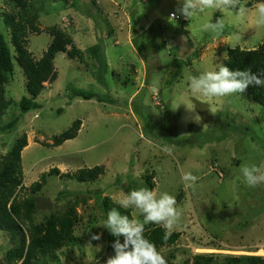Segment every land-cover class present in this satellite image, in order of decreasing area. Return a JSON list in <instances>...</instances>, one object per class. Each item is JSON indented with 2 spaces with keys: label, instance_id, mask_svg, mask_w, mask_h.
Wrapping results in <instances>:
<instances>
[{
  "label": "rangeland",
  "instance_id": "374dc122",
  "mask_svg": "<svg viewBox=\"0 0 264 264\" xmlns=\"http://www.w3.org/2000/svg\"><path fill=\"white\" fill-rule=\"evenodd\" d=\"M182 3L40 2L42 32L28 38L33 57H43L52 40V27L61 28L73 40L69 50L76 48L80 57L57 55V80L45 83L36 100L40 108L26 114L18 106L27 96L26 77L15 60L5 85L12 105L2 124L18 123L0 132V158L25 135L22 165L26 188L54 168L62 174L103 165L105 173L95 182L85 183L49 176L38 193H20V198L35 201L27 229L72 209L78 215L75 234L82 244L41 255L38 264H107L113 254L108 248L110 233L101 227L108 212L104 199L124 209L117 202L141 188L158 195L167 192L176 199L180 218L172 232L181 236L176 244L158 249L168 264H190L200 254L213 255L218 262L229 256L264 257V184L249 187L240 173L241 165L264 164V108L239 93L209 100L189 91V78L216 70L227 59L224 53L228 49L250 50L263 44L264 27L255 26L251 13L238 18L214 9H206L191 21L179 13L178 19L170 20ZM241 5L246 7V2ZM17 11L12 1L0 0V32L14 55L3 15H16ZM222 16V33L202 30L204 23H216ZM96 44L102 46L108 63L102 79L98 78L97 61L89 53ZM71 85L94 92L103 101L72 98ZM186 107L201 116L200 123L189 120ZM141 109L144 118L137 111ZM76 120L82 122L78 137L52 147L54 137ZM167 136L174 142L165 140ZM185 172L197 177L191 188H185L181 179ZM128 210L132 215L133 210ZM132 218L143 223L139 214ZM101 234V240H91L92 235ZM15 246L11 234L0 231V263H5L7 252Z\"/></svg>",
  "mask_w": 264,
  "mask_h": 264
},
{
  "label": "trees",
  "instance_id": "16d2710c",
  "mask_svg": "<svg viewBox=\"0 0 264 264\" xmlns=\"http://www.w3.org/2000/svg\"><path fill=\"white\" fill-rule=\"evenodd\" d=\"M17 7L16 15H3L4 23L11 32V45L15 55L9 46L4 34L0 32V132L13 129L18 120H14L6 125L2 121L7 114L12 101L6 98L5 85L8 75L14 72L15 60L26 77L27 96L23 97L19 103L22 114L40 108L36 101L45 88V83H53L58 78L55 67V59L58 54L64 53L72 59L80 57V51L76 48L69 50L73 46V40L58 27H52L49 34L52 37L48 49L43 57L36 60L28 49V38L30 34L41 33L39 24L38 7L42 0H10ZM246 2L247 8H252L256 3L264 0H241ZM135 46L140 50V44L135 39ZM142 51V50H141ZM91 56L97 61L99 73L98 78L102 79L108 71L106 54L100 44H96L89 49ZM141 53V52H140ZM143 54V51H142ZM223 64L232 71H247L264 80V43L256 49H242L239 46L228 49V58ZM72 98L83 100L96 99L99 102L103 98L91 91L69 87ZM249 103L257 104L264 108V86L249 85L242 93ZM111 103L116 101L111 100ZM144 108V107H143ZM139 115L145 117L143 109L137 110ZM169 113V110H167ZM81 120H76L64 132L53 139L52 147H59L69 140L78 137L81 130ZM159 137L161 134H157ZM169 142L167 136L164 138ZM181 143L180 141H176ZM184 144V142H182ZM27 147V137L24 135L14 145L12 150L0 158V231L11 234L17 246L10 249L5 257V263L0 264H38L41 255L55 254V252L65 248L82 244V239L76 236L75 227L78 223V215L75 210L68 211L61 217H51L43 224H35L30 228H25L28 221L32 220L35 211V201L30 197L20 198L22 191L29 190V193L36 194L47 183L49 176L59 175L60 178L77 180L78 182H95L105 173L103 165L93 168H82L74 172L60 173L57 168L52 169L47 174H42L40 181L33 183L30 187L24 186V172L22 165V152ZM152 186V185H151ZM64 193H60L62 196ZM102 197V195H101ZM104 199V198H103ZM107 211L115 208L121 215L132 218L131 211L114 207L110 199H104ZM144 236L152 242L157 250L165 246H172L177 243L181 233L172 232L165 240V230L153 224L144 225ZM119 239L121 243L124 237L109 235L108 248L115 255L113 244ZM189 264V263H188ZM190 264H264V257L244 255L229 256L222 262L217 261L213 255L200 254L193 258Z\"/></svg>",
  "mask_w": 264,
  "mask_h": 264
},
{
  "label": "clouds",
  "instance_id": "9594fccd",
  "mask_svg": "<svg viewBox=\"0 0 264 264\" xmlns=\"http://www.w3.org/2000/svg\"><path fill=\"white\" fill-rule=\"evenodd\" d=\"M206 9H214L222 14L232 12L238 18H244L251 13L255 26L264 27V2L256 3L252 9H248L241 5V0H183L182 6L171 13L169 19L175 21L179 13L184 19L191 21L194 16L205 12ZM224 22L225 17L222 16L216 23H204L202 30L222 33ZM224 58H228L227 52L224 53ZM215 69L203 71L189 78V91L193 96L214 100L237 93L242 94L249 85L264 86V80L252 74L250 70L232 71L222 63L216 65ZM187 111L191 122H201L202 118L199 114L188 108ZM240 173L249 187L264 184V164L241 165ZM181 179L185 188H191L197 177L191 172H185ZM117 204L125 210L132 209L133 217L136 214L141 215L143 223L135 218L129 219L127 215H121L115 208L107 212V220L101 227L117 238L124 237L123 243L117 239L112 245L115 255L108 258L107 264H168L156 246L145 238L144 225L153 224L162 227L167 240L180 218L175 197L167 192L158 195L155 190L141 188L130 191ZM101 238L102 234L91 236V240L94 241H99ZM89 246L91 247V242ZM97 250H100V246Z\"/></svg>",
  "mask_w": 264,
  "mask_h": 264
},
{
  "label": "built area",
  "instance_id": "2783aa9c",
  "mask_svg": "<svg viewBox=\"0 0 264 264\" xmlns=\"http://www.w3.org/2000/svg\"><path fill=\"white\" fill-rule=\"evenodd\" d=\"M179 18V16H177V19Z\"/></svg>",
  "mask_w": 264,
  "mask_h": 264
}]
</instances>
